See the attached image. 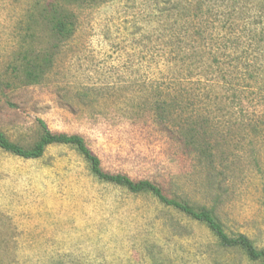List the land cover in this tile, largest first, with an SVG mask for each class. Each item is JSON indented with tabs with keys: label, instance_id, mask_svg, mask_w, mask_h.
<instances>
[{
	"label": "rangeland",
	"instance_id": "obj_1",
	"mask_svg": "<svg viewBox=\"0 0 264 264\" xmlns=\"http://www.w3.org/2000/svg\"><path fill=\"white\" fill-rule=\"evenodd\" d=\"M53 6L73 18L66 40L47 23ZM44 61L29 84L25 65ZM211 79L204 100L197 86ZM43 123L84 137L105 171L211 210L264 249V0H0V130L30 148ZM194 128L190 153L170 131ZM0 264L262 262L54 144L36 160L0 148Z\"/></svg>",
	"mask_w": 264,
	"mask_h": 264
},
{
	"label": "trees",
	"instance_id": "obj_2",
	"mask_svg": "<svg viewBox=\"0 0 264 264\" xmlns=\"http://www.w3.org/2000/svg\"><path fill=\"white\" fill-rule=\"evenodd\" d=\"M47 23L50 26L53 34L59 40H66L73 36L75 32V25L70 13L55 6H53L51 10L48 11ZM50 65V61H44V64H37L33 62H29L28 64H26L25 71L27 74L28 83H34L36 79L39 78L38 72L44 73V69H48ZM227 83L231 85V89L232 87H234L233 83ZM215 86L216 80L211 79L207 81L206 84H198L197 89H200V93H202V98H204V100H208L211 97L210 94L213 88H215ZM185 93L188 94L189 91L186 90ZM236 95L234 96L235 99L233 98V100L239 101V105L240 107H242L243 100L241 97H239V95ZM198 97L201 96L198 95ZM200 104H202L201 101ZM244 108V106L243 108H241V113H248L249 109L245 110ZM167 112L168 110L165 104H160L158 106L157 118L160 119L162 124L166 122L164 116ZM42 128L43 132L39 141L35 143L33 147L30 148H25L16 143L11 142L7 138V136L0 130V148L18 157L28 160H36L43 157L47 147L51 145L64 144L75 146L79 150V152L85 157V159L90 163L93 174L96 175L100 180L124 187L132 193L138 194L148 192L153 194L159 199L162 204L168 207L175 208L188 215L192 219L206 224L224 247L241 249L247 254L250 260L255 262L261 261L262 264H264V249H258L254 245V243L245 235H239L234 237L230 236L228 233H226L221 223L217 221L213 211L208 210L206 208L196 209L186 202L171 199L164 194L160 186L151 181H135L125 174L109 173L103 169L101 159L88 146L84 137H82L81 135L54 133L44 123L42 124ZM170 133H176L178 135V141L180 142V144H182L183 147L188 150V152L191 153L193 151V148L196 145L195 138L198 134V131L195 128L191 130L190 138L187 137V135L182 136V134L177 131V129L173 131L171 130ZM197 150L198 155L200 157H203L206 161L212 163L211 158H213V153L209 145H203V147H199L197 148Z\"/></svg>",
	"mask_w": 264,
	"mask_h": 264
}]
</instances>
